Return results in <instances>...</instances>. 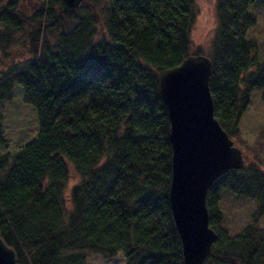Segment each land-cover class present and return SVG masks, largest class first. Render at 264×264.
<instances>
[{
    "label": "trees",
    "instance_id": "16d2710c",
    "mask_svg": "<svg viewBox=\"0 0 264 264\" xmlns=\"http://www.w3.org/2000/svg\"><path fill=\"white\" fill-rule=\"evenodd\" d=\"M0 0V51L21 43L25 62L0 77V236L17 264H87L122 252L125 264H184L169 203L172 149L157 75L191 55L195 0ZM255 0H218L208 58L214 119L239 133L252 90L264 101V61L246 36ZM207 57V56H206ZM251 76L248 77V73ZM14 85L38 133L3 154V104ZM78 183L68 190L70 170ZM257 204L249 226L222 234L219 192ZM69 192V193H67ZM217 239L204 264H264V171H228L207 192Z\"/></svg>",
    "mask_w": 264,
    "mask_h": 264
},
{
    "label": "water",
    "instance_id": "95a60500",
    "mask_svg": "<svg viewBox=\"0 0 264 264\" xmlns=\"http://www.w3.org/2000/svg\"><path fill=\"white\" fill-rule=\"evenodd\" d=\"M83 1L59 0V12L71 14ZM211 71L209 58L192 55L180 66L157 75L158 93L170 125L169 203L184 264H204L209 257L217 235L209 225L207 192L226 172L238 171L245 163L242 152L214 119ZM0 264H17L14 250L1 236Z\"/></svg>",
    "mask_w": 264,
    "mask_h": 264
},
{
    "label": "rangeland",
    "instance_id": "374dc122",
    "mask_svg": "<svg viewBox=\"0 0 264 264\" xmlns=\"http://www.w3.org/2000/svg\"><path fill=\"white\" fill-rule=\"evenodd\" d=\"M217 4L218 0H195V23L191 32L192 48L195 54L199 49L201 56L207 58L218 29ZM21 7L26 12L35 9L34 3L28 0H24ZM249 12L254 16L255 23L246 38L256 45V56L262 63L264 61V0H255L249 7ZM26 55L27 52L21 43L8 49L6 54L0 51V77L13 65L24 63ZM2 120V133L7 142L3 154L12 156L25 144L35 140L38 133L36 114L29 105L23 103L19 85H14L11 100L3 104ZM229 138L234 147L242 152L244 166L255 164L264 171V101L259 90L250 92L249 104L240 120L239 133ZM70 171L68 190L76 186L79 181L74 171L72 169ZM217 208L220 216L215 218L216 225L222 234L232 238L241 235L249 226L257 204L221 191ZM259 227L264 230V219L259 222ZM86 263L125 264V259L123 253L118 252L108 261L96 255L88 256Z\"/></svg>",
    "mask_w": 264,
    "mask_h": 264
}]
</instances>
